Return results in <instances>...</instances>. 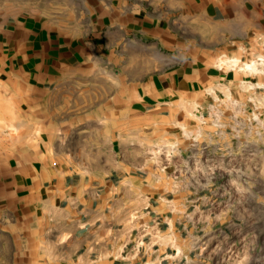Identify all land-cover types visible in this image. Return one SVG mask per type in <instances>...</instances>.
Segmentation results:
<instances>
[{"label":"crops","instance_id":"0c3cea01","mask_svg":"<svg viewBox=\"0 0 264 264\" xmlns=\"http://www.w3.org/2000/svg\"><path fill=\"white\" fill-rule=\"evenodd\" d=\"M71 95V124L105 128L121 164L0 144V264H186L228 225L264 238V198L238 197L264 190V0H0V127ZM164 140L221 159L217 179L146 161Z\"/></svg>","mask_w":264,"mask_h":264},{"label":"rangeland","instance_id":"374dc122","mask_svg":"<svg viewBox=\"0 0 264 264\" xmlns=\"http://www.w3.org/2000/svg\"><path fill=\"white\" fill-rule=\"evenodd\" d=\"M164 53V51H163ZM163 57H166L163 55ZM249 68V67H248ZM101 80H99L100 82ZM104 81V80H102ZM70 100L66 101L68 106H71L70 110H58L57 108L50 112L52 114L51 122L43 120L42 112L37 114L34 119L33 126H25L22 124L16 127H0V144L2 146L11 147L12 150H18V152L25 153L26 151L34 152V159L42 156V152H54L56 154H63L60 151H65L67 158L65 161L70 163L72 167L83 169L86 171H97L99 173H106L111 170L118 168L121 164V159L106 157L110 155L111 151L115 150L111 144L106 143L105 128H99L97 133H93V139H99L100 141L92 140L90 137L89 127L74 126V118L80 117L84 119V111H78L73 109L74 96L67 97ZM64 101L57 97L55 103ZM65 102V101H64ZM82 113V114H81ZM66 118V120H65ZM62 120L65 122V126H60L58 122ZM25 121L19 116V122ZM51 123V124H50ZM61 123V121L59 122ZM94 129V128H92ZM264 132V128H259ZM97 134V135H95ZM9 139H13L15 142L9 144L6 142ZM5 142V143H4ZM148 150V151H147ZM108 151V152H107ZM148 152V153H147ZM98 154V158H97ZM102 154V157H99ZM113 154H115L113 152ZM146 156L148 155L150 160L147 158L146 161H153L154 164L158 165V168L162 171H168L174 178L192 176V172H198L201 165H209L214 173L213 179H217V166L219 162L222 163L221 159L216 158L214 155H205L201 158L193 155L191 152L186 153L184 144L183 146L177 141H157L155 144H148L145 148ZM65 155V156H66ZM58 157L51 158L54 164L58 163ZM42 160L41 158H38ZM260 178V177H259ZM245 186V185H244ZM259 186V185H258ZM263 185L259 186L257 191H249L248 187L246 190L238 192V197L242 199L248 198H264ZM233 197V193L231 194ZM243 211H249V208H239ZM256 209V208H253ZM258 214L262 208L258 207ZM249 224H243V226ZM227 232L230 234V239L227 240L225 245L218 247V242H213L210 246H207L204 252L195 254L189 257V261L186 264H264V238H260L259 232H246L243 231L241 234L233 233V229L230 225L227 227ZM234 237L239 240L234 242ZM250 237H252V247L256 245L258 250L257 254L245 253V248L250 245ZM256 239V240H255ZM256 243V244H255Z\"/></svg>","mask_w":264,"mask_h":264},{"label":"bare ground","instance_id":"6f19581e","mask_svg":"<svg viewBox=\"0 0 264 264\" xmlns=\"http://www.w3.org/2000/svg\"><path fill=\"white\" fill-rule=\"evenodd\" d=\"M247 67H249V65H247Z\"/></svg>","mask_w":264,"mask_h":264}]
</instances>
